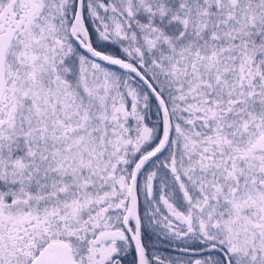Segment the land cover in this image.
I'll list each match as a JSON object with an SVG mask.
<instances>
[{
  "label": "snow or ice",
  "instance_id": "obj_1",
  "mask_svg": "<svg viewBox=\"0 0 264 264\" xmlns=\"http://www.w3.org/2000/svg\"><path fill=\"white\" fill-rule=\"evenodd\" d=\"M0 264H264V0H0Z\"/></svg>",
  "mask_w": 264,
  "mask_h": 264
}]
</instances>
